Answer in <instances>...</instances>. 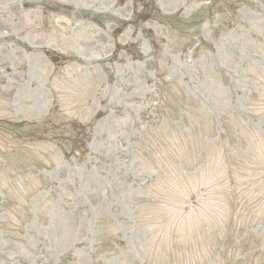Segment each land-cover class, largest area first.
Here are the masks:
<instances>
[{
  "label": "rangeland",
  "instance_id": "obj_1",
  "mask_svg": "<svg viewBox=\"0 0 264 264\" xmlns=\"http://www.w3.org/2000/svg\"><path fill=\"white\" fill-rule=\"evenodd\" d=\"M0 264H264V0H0Z\"/></svg>",
  "mask_w": 264,
  "mask_h": 264
}]
</instances>
